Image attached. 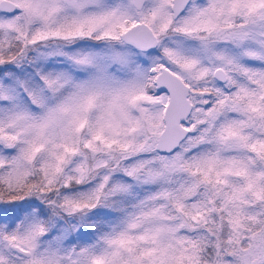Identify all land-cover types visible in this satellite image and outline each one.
I'll list each match as a JSON object with an SVG mask.
<instances>
[{"label": "snow or ice", "instance_id": "obj_1", "mask_svg": "<svg viewBox=\"0 0 264 264\" xmlns=\"http://www.w3.org/2000/svg\"><path fill=\"white\" fill-rule=\"evenodd\" d=\"M0 264H264V0H0Z\"/></svg>", "mask_w": 264, "mask_h": 264}]
</instances>
